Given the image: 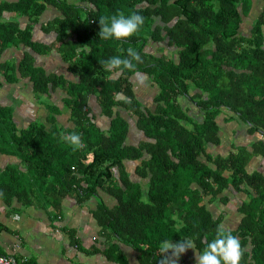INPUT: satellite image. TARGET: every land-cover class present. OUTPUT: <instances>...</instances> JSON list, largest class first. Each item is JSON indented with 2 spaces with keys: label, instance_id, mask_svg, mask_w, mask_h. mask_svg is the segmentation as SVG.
<instances>
[{
  "label": "trees",
  "instance_id": "obj_1",
  "mask_svg": "<svg viewBox=\"0 0 264 264\" xmlns=\"http://www.w3.org/2000/svg\"><path fill=\"white\" fill-rule=\"evenodd\" d=\"M260 2L255 14L250 13L253 0H0V57L12 43L47 50L37 49L30 30L52 4L62 16L42 28L56 32L62 59L78 78L67 85L64 100L72 128H59L54 119L51 127L33 123L18 129L11 108L0 106V153L18 160L0 171V197L9 204L14 197L26 202L35 193L40 202L59 209L66 195L79 202L96 196L94 220L135 248L141 264H161L164 240L190 239L202 251L218 225L240 240L241 264H264V169H248L254 157L264 158ZM121 11L138 12L144 25L124 40L100 39L99 18ZM12 12L27 17L28 27L21 29L16 18L4 15ZM83 45L90 51L77 50ZM129 47L141 55L136 71L155 85L153 109L137 96L134 72H108L100 63L126 56ZM33 64L25 53L17 71L34 82V93L66 85ZM15 66L0 62L7 80L17 79ZM118 93L131 103L118 99ZM90 97L109 122L105 128L91 114ZM222 115L225 127L231 121L236 126L227 150L217 152L229 133L218 123ZM130 117L141 136L137 144L127 143ZM239 128L253 137L250 143L237 144ZM72 132L81 135L85 147L73 151L64 141ZM227 191L240 197L232 227L224 225L232 209ZM100 193L114 205L107 206ZM213 203L223 209L216 213Z\"/></svg>",
  "mask_w": 264,
  "mask_h": 264
},
{
  "label": "crops",
  "instance_id": "obj_2",
  "mask_svg": "<svg viewBox=\"0 0 264 264\" xmlns=\"http://www.w3.org/2000/svg\"><path fill=\"white\" fill-rule=\"evenodd\" d=\"M260 6H262L260 0H253L250 13H258ZM4 15L16 18L21 29L30 24L27 17L18 16L15 12ZM61 16L62 12L58 7L48 5L37 22L31 24V39L37 45V49L48 47L45 52L32 50L23 43H12L7 46L0 57V62L16 65L13 71L17 79L14 81L7 80L5 72L0 71V106L11 108V118L18 129H25L33 123H45L47 127H51L50 124L54 122V119V125L59 128H72L71 112L64 100L68 98L66 88L70 83H76L78 78L68 71V65L62 59L56 32L44 31L42 28L51 20ZM25 53L31 54L34 64L41 66L46 74H57L64 77L66 85L47 88V91L42 94L44 96L35 97L33 81L29 77L20 76L17 71L18 63ZM132 80L142 105L153 109L155 85L149 77L145 76V84L148 86L140 91L137 88L141 85L136 82L135 75ZM90 98L91 114L95 122L105 128L109 122L99 114L95 99ZM54 105L57 106V115L56 117L52 115V119L48 120L47 117L51 114L50 111ZM65 110L69 112L65 113ZM220 117L218 123L224 126L226 132L229 133H226L227 137L226 134L224 135L222 146L216 151L225 152L228 148L227 140L233 137L236 124L230 122L225 127L224 116ZM128 119L130 120H128L127 143L137 144L141 136L136 129L135 118ZM243 128L238 129L237 144L242 142L248 144L253 140V137L248 135ZM17 162V157L0 153V171ZM248 169H264V158L254 157ZM100 197L102 200L105 198L104 202L107 206L115 203L113 198L105 197L102 193ZM230 197H232L230 203L232 207L236 204L234 203L235 197H239L234 193H230ZM38 198L39 196L33 193L31 199L29 198L26 202L14 197L12 202L6 204L3 197H0V254H12L17 261L25 258L26 262L22 264H141L139 262L140 253L135 248L120 243L111 233L101 230L94 220L92 209L98 203L96 196L79 202L72 195H66L59 201V209H54L50 203L40 202ZM219 205V203H213L211 206L215 211V207ZM227 218L229 220V217ZM70 233L73 235L70 236ZM195 251L199 253L196 249ZM195 251L188 249L178 258L176 264H195Z\"/></svg>",
  "mask_w": 264,
  "mask_h": 264
},
{
  "label": "clouds",
  "instance_id": "obj_3",
  "mask_svg": "<svg viewBox=\"0 0 264 264\" xmlns=\"http://www.w3.org/2000/svg\"><path fill=\"white\" fill-rule=\"evenodd\" d=\"M98 22V37L100 39L124 40L140 30L145 23V18L138 12L125 15L121 11L110 16H101ZM77 50L80 52L90 51L86 45L79 46ZM141 62L140 53L129 47L126 49V56H113L100 63L108 72L116 73L125 70L134 72L136 82L142 86L145 84V76L143 73L136 71V64ZM117 98L123 99L126 103H131V99L124 97L122 93H118ZM63 139L72 146L73 151L85 147L79 133L72 132L63 136ZM0 195L3 194L0 193ZM188 249L195 251L194 241L190 239H181L175 243L171 240L162 241L159 245V250L162 253L161 264H176L178 258ZM244 251L240 240L223 225H218L214 238L206 242L202 251L199 253L195 251V262L196 264H241Z\"/></svg>",
  "mask_w": 264,
  "mask_h": 264
},
{
  "label": "rangeland",
  "instance_id": "obj_4",
  "mask_svg": "<svg viewBox=\"0 0 264 264\" xmlns=\"http://www.w3.org/2000/svg\"><path fill=\"white\" fill-rule=\"evenodd\" d=\"M48 6V5H47ZM47 6L45 7V9L47 8ZM44 9V10H45ZM61 10V9H60ZM36 68H38V69H40L42 72H44L45 73V71L43 70V68L41 67V66H38V65H36V63L35 64H33ZM33 66V67H34ZM0 71L2 72L3 70H1L0 69ZM46 74V73H45ZM15 75V77H16V74H14ZM46 75H48V74H46ZM63 79H64V77H63ZM132 82H133V80H131ZM32 82V81H31ZM32 86H33V90H34V82H32ZM145 86H148V85H146V84H144V85H142V86H140L139 88H137V89H139L140 91L141 90H144V88H145ZM133 87H134V82H133ZM66 90H69L68 88H66ZM136 92V91H135ZM34 95H35V97H37V96H44V95H42V94H40V93H38V92H36V93H34ZM140 98V97H139ZM43 99V98H42ZM66 99H68V98H66ZM66 106H68V108H69V104L68 103H66ZM69 111H70V109H68ZM69 111H67V110H65V113H68ZM57 112H58V110H57V106H55L54 105V107H53V109L50 111V113L52 114V115H54L55 117H56V115H57ZM231 122H233V123H235L236 124V121H231ZM230 123V122H229ZM227 125H228V123H227ZM227 137V136H226ZM225 137V140L227 139ZM228 138H230L229 136H228ZM247 200V199H246ZM239 203L240 202V197L239 198H236L235 197V200H234V203ZM237 206V204H234V205H232V209L230 210V211H228V216H229V220H228V218H226L225 220H224V225H230L231 227L233 226V224L235 223V220H236V218H237V212H236V210H235V207ZM213 207V206H212ZM214 208V207H213ZM222 209V206H216L215 207V212L216 213H218V211H220ZM194 263L196 264V262H195V260H194Z\"/></svg>",
  "mask_w": 264,
  "mask_h": 264
},
{
  "label": "built area",
  "instance_id": "obj_5",
  "mask_svg": "<svg viewBox=\"0 0 264 264\" xmlns=\"http://www.w3.org/2000/svg\"><path fill=\"white\" fill-rule=\"evenodd\" d=\"M24 262H26L25 258L21 261H17L12 254H0V264H22Z\"/></svg>",
  "mask_w": 264,
  "mask_h": 264
}]
</instances>
